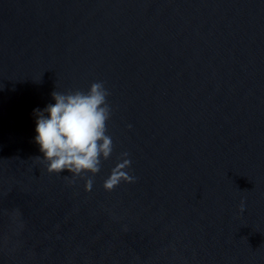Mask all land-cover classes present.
Here are the masks:
<instances>
[{
  "label": "water",
  "instance_id": "water-1",
  "mask_svg": "<svg viewBox=\"0 0 264 264\" xmlns=\"http://www.w3.org/2000/svg\"><path fill=\"white\" fill-rule=\"evenodd\" d=\"M93 82L114 148L88 190L34 109ZM0 264H264V0H0Z\"/></svg>",
  "mask_w": 264,
  "mask_h": 264
},
{
  "label": "clouds",
  "instance_id": "clouds-1",
  "mask_svg": "<svg viewBox=\"0 0 264 264\" xmlns=\"http://www.w3.org/2000/svg\"><path fill=\"white\" fill-rule=\"evenodd\" d=\"M108 95L103 82H93L87 92L54 91V104L34 109L35 142L43 153L42 159L47 161L48 171L66 170L74 178H86L88 190L94 183L92 177L101 171L102 162L113 153V141L107 134L111 117ZM128 156L127 152L121 153L119 162L104 180L106 190H113L121 181L135 182L136 177L129 174L132 161Z\"/></svg>",
  "mask_w": 264,
  "mask_h": 264
}]
</instances>
